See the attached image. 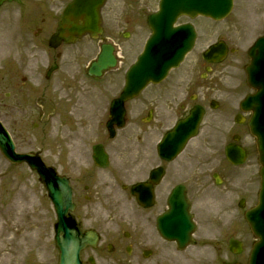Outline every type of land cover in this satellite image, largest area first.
<instances>
[{
  "label": "flooded vegetation",
  "instance_id": "flooded-vegetation-1",
  "mask_svg": "<svg viewBox=\"0 0 264 264\" xmlns=\"http://www.w3.org/2000/svg\"><path fill=\"white\" fill-rule=\"evenodd\" d=\"M73 1L27 0L23 5L14 46L0 57L4 69L0 81L9 88L0 95V117L11 119L9 131L22 152L33 151L22 150L20 145L28 138L29 118L36 117L31 125L43 143L39 155L45 166L54 167L68 181L72 214L83 230L96 229L84 225L96 201L105 209L114 204L115 191L120 190L130 203L123 226L106 232L96 229V244L84 248L83 261L159 264L175 259L178 264H207L201 251L211 243L219 252L213 253L214 260L243 262L244 254L232 252L229 242L249 234L244 212L256 193L248 116L239 107L244 80L227 77L230 65L202 60L196 68L170 71L162 80L147 84L123 103L118 117L117 110H111L112 100L124 87L125 71L143 45L146 16L157 9L159 0H104L93 31L49 47L50 36ZM152 4L154 8L149 7ZM84 17L80 9L71 14L79 26ZM191 21L188 16L179 18V22ZM104 45L110 46L114 64L99 74L91 73L90 66ZM195 106L213 117L203 141L192 147L188 141L173 158L161 157L157 147L162 135ZM238 115L244 121H235ZM227 145L235 149L234 154L243 149L245 160L230 162L225 156ZM46 149L49 154L43 153ZM22 164L35 177L37 188L46 193L36 172ZM131 179L130 184L124 182ZM135 182L146 183L148 198L143 191L139 202L134 198L130 186ZM173 191L179 203L181 199L189 202L179 218L191 214L194 230L190 235L194 246L202 247L197 252L183 253L189 246L179 250L177 242L164 238L157 228ZM208 204L216 210L208 211ZM221 214L226 218L212 223ZM167 246L181 255H167Z\"/></svg>",
  "mask_w": 264,
  "mask_h": 264
},
{
  "label": "water",
  "instance_id": "water-1",
  "mask_svg": "<svg viewBox=\"0 0 264 264\" xmlns=\"http://www.w3.org/2000/svg\"><path fill=\"white\" fill-rule=\"evenodd\" d=\"M4 1L12 0H0V4ZM100 1L76 0V3L85 5L84 9L89 14H95L97 3ZM231 6L232 0H161L159 11L148 17L152 34L137 61L127 72L126 86L119 98L115 100V105L119 107L120 111V104L123 100L135 94L149 81H157L164 77L170 68L179 64L185 53L191 48L195 37L193 27L189 24L173 26L179 14L185 13L195 16L200 13L219 19L230 11ZM63 21L69 25L71 24L65 15L62 18ZM72 31H76L75 26H72ZM77 32H80V30ZM62 38L65 40L72 39L70 36H65V30L60 24L58 32L51 37L50 45L55 46ZM226 50V45L218 42L211 45L203 53V57L208 61L217 62L225 56ZM248 54L251 60L246 67L247 82L256 88V92L246 97L243 101V107L252 111L248 124L250 133L255 137L258 161L261 166L258 203L245 213V218L253 234L258 238L251 250L248 264H264V37L257 39L249 49ZM111 60L110 49L104 47L98 61L91 66V70L98 73L107 64H110ZM201 115L202 110L196 108L185 119L178 121L174 129L168 132L162 140L159 149L161 155L170 158L179 151L182 144L189 137L196 134ZM0 150L9 160L21 161L25 159L31 162L32 166L38 168L42 179L46 183L48 195L57 216L54 238L59 249V264H85L80 260V250L88 243L94 244L96 235L92 231L81 233L78 226L66 217L68 209L73 207L69 187L58 178L55 179L59 189L54 187L53 179L46 177V171L42 169L39 162L33 160L31 154L16 153L9 134L1 125ZM242 155L243 153L240 150L239 157L236 159L237 162L242 160ZM228 157L230 158V155ZM140 185H133L131 192L137 195V191L141 189ZM170 202L172 203L171 210L177 207L175 197H172ZM172 220V227L169 228L168 223ZM183 221V218L180 219L178 215L175 216L169 212L162 218V225L159 227L167 238H176L183 244L187 240V235L184 234L179 225ZM234 248L239 251L240 245L237 244Z\"/></svg>",
  "mask_w": 264,
  "mask_h": 264
},
{
  "label": "rangeland",
  "instance_id": "rangeland-1",
  "mask_svg": "<svg viewBox=\"0 0 264 264\" xmlns=\"http://www.w3.org/2000/svg\"><path fill=\"white\" fill-rule=\"evenodd\" d=\"M20 2H6L0 7V57L8 54L9 50L14 46L18 30L17 27L15 29L12 25H15L16 20L19 19ZM26 2L24 0L22 3ZM149 7L153 8L154 5L152 4ZM193 23L198 26V36L194 48L188 53L180 66L181 69L179 70L182 73L188 69L198 67L197 64L200 61L202 62L201 52L208 43L218 37L224 39L228 44L239 48L240 51H245L252 43L255 35L264 30V0H234L230 15L223 20L213 21L199 16L193 20ZM148 34L149 29H144V40ZM230 62L233 63V61ZM237 65L240 67V64ZM234 70L237 73L238 70L233 68ZM3 71L4 69L1 67L0 73H3ZM118 77L122 78L121 75ZM8 89L6 82H0V95L8 91ZM0 119L9 128L11 119H8L4 114L1 115ZM29 120L30 132L25 143L20 145L22 150H36L43 146L37 134L38 130L31 125L36 120V117L31 116ZM212 120L213 117L211 115L205 116L199 135L191 140V147L203 141L208 125ZM18 142L20 143V141ZM49 152V149H46L43 153L49 154ZM252 155L255 162L254 167H256L255 187L258 189L259 165L255 159L256 153ZM9 164L0 154V264H57L58 250L54 244L52 226L55 216L50 206L51 204L45 196V192L42 189L37 190L33 175H30L28 171H22L20 166H11ZM132 180L134 179L124 180V182L130 183ZM113 199H115L114 204L106 205L105 209L101 207L99 201H96L94 210L87 212V214H91L86 216L85 226H95L102 232H106L107 229L116 227V225L123 226L125 215L131 211L130 203L124 198V193L120 190L115 191ZM255 202L256 195L252 197L250 205ZM102 203L104 204V202ZM207 210L215 211L216 207L210 209L207 205ZM225 218L221 214L214 217L211 221L215 223ZM240 239L245 243L244 251H248L253 239L249 234L241 236ZM168 247L165 249L166 254L175 258L174 255H178L179 252L174 253ZM198 250H201V248L194 246L189 247L186 252L190 254ZM203 250L204 252L201 251V253H204L208 258L207 264H227L225 261L220 262L213 259V253L216 251L215 246L208 245ZM178 263L175 259H164L159 262V264Z\"/></svg>",
  "mask_w": 264,
  "mask_h": 264
}]
</instances>
